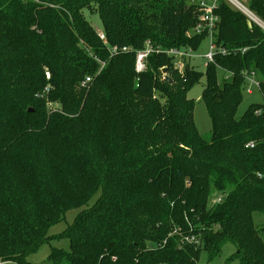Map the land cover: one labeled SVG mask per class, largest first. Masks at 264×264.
Returning a JSON list of instances; mask_svg holds the SVG:
<instances>
[{"label": "trees", "instance_id": "16d2710c", "mask_svg": "<svg viewBox=\"0 0 264 264\" xmlns=\"http://www.w3.org/2000/svg\"><path fill=\"white\" fill-rule=\"evenodd\" d=\"M203 1L0 0V264H199L226 244L264 264V102L238 116L247 74L264 97V28L219 0L213 61L180 72L166 50L201 48ZM203 76L209 140L188 95ZM55 238L69 249L28 260Z\"/></svg>", "mask_w": 264, "mask_h": 264}, {"label": "rangeland", "instance_id": "374dc122", "mask_svg": "<svg viewBox=\"0 0 264 264\" xmlns=\"http://www.w3.org/2000/svg\"><path fill=\"white\" fill-rule=\"evenodd\" d=\"M237 1H239L245 6H248V0H237ZM230 4L233 5L231 2ZM88 18L92 22L93 26L98 30V32L103 29L102 22L98 14H88ZM208 46H209V41L207 39L202 43L201 48L199 50L194 51L190 56L186 57L187 61H189V63L195 69H198L203 72L206 69L207 59L205 58L204 55L208 51ZM47 75L48 77L50 76L49 72H47ZM206 84H207L206 77L203 76L201 81L190 89L188 95L190 98L194 99L195 121L197 128L200 132V135L204 139L209 140L211 139L212 136L213 122L202 97V93L204 88L206 87ZM253 89H254L253 93H248L246 90H244V99L239 107L238 116H241L246 111V109L250 104L264 102V97L261 91L259 90V87L254 86ZM53 106L57 107V104H54ZM215 201H217V199H213V203H215ZM78 211L79 209H74L67 212L66 218L61 223L53 226L50 232L57 233L63 231L66 227H68L70 224L74 222V219ZM254 216L257 224L264 223V214L255 213ZM53 246L57 248H65L68 250L69 240L66 238H61V239L55 238L53 240L44 242L36 252H33L28 256V260L35 263H41L45 261L51 251V247ZM235 250H236L235 245L226 244L221 254L218 255L213 260H209L207 255L203 253L200 258L199 264H239L237 260H228V257L232 255L235 252ZM6 264H16V263L9 262Z\"/></svg>", "mask_w": 264, "mask_h": 264}, {"label": "built area", "instance_id": "2783aa9c", "mask_svg": "<svg viewBox=\"0 0 264 264\" xmlns=\"http://www.w3.org/2000/svg\"><path fill=\"white\" fill-rule=\"evenodd\" d=\"M218 1L219 0H207L203 1L201 3V11L202 15L200 17V23L196 26L195 31L197 33H201L204 30H207L209 32L208 35V41H209V46H208V51L205 53V58L207 59L206 65L208 64L209 61H213L214 55H215V50H216V45L213 43V31L216 28L217 22L219 20V17L214 13V9L218 6ZM229 3L231 2L236 8L240 9L242 12H244L250 19H252L254 22L259 24L262 28H264V21H262L248 6L243 5L237 0H227ZM99 35L102 39L105 40V34L102 30L99 31ZM130 48L128 47H122L119 48L117 46H114L110 49L111 55L123 52V51H128ZM160 51L161 49L153 48L151 45L150 41L147 42V46L145 49L138 51L137 54V71H143L145 68V61L146 57L148 56L149 53L152 51ZM168 54L175 55L176 61H175V67L180 71L183 72L184 67H185V61L187 60L186 57L190 56L194 51L191 49H168L166 50ZM246 80L248 81V84L246 86V91L248 93H253V87L257 86L259 87V82L255 78V75L253 73L247 74L246 75ZM92 81V77L88 76L86 77L81 83L80 87L81 88H87L89 84ZM49 90V88H47ZM253 142L248 143V146L253 147ZM186 242H196L195 238L192 237H185ZM197 243V242H196Z\"/></svg>", "mask_w": 264, "mask_h": 264}, {"label": "water", "instance_id": "95a60500", "mask_svg": "<svg viewBox=\"0 0 264 264\" xmlns=\"http://www.w3.org/2000/svg\"><path fill=\"white\" fill-rule=\"evenodd\" d=\"M163 72H164V73L167 72V68H166V67L163 69ZM170 81H171V79H170Z\"/></svg>", "mask_w": 264, "mask_h": 264}]
</instances>
